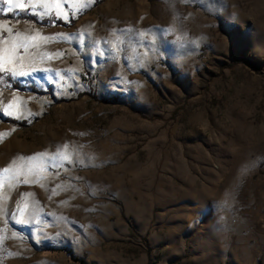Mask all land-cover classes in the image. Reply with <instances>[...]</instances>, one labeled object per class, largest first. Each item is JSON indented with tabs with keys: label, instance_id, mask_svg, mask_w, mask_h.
Segmentation results:
<instances>
[{
	"label": "rangeland",
	"instance_id": "obj_1",
	"mask_svg": "<svg viewBox=\"0 0 264 264\" xmlns=\"http://www.w3.org/2000/svg\"><path fill=\"white\" fill-rule=\"evenodd\" d=\"M46 7L0 11L52 70L0 72V264H264V0Z\"/></svg>",
	"mask_w": 264,
	"mask_h": 264
},
{
	"label": "snow or ice",
	"instance_id": "obj_2",
	"mask_svg": "<svg viewBox=\"0 0 264 264\" xmlns=\"http://www.w3.org/2000/svg\"><path fill=\"white\" fill-rule=\"evenodd\" d=\"M2 3L8 5L6 9H0V11L5 13L14 12L17 9L24 10L28 6L33 8L37 6L45 7V11H47L46 5L48 4V0H2ZM5 30L10 34V37L6 40H0V44L4 45L3 47H0V72L10 73L11 77L14 79L17 77L30 76L32 73L37 71H52L48 68L41 69L37 67L34 60L35 54L29 52V48L37 47L35 43H30V41L39 39L40 37L38 33L35 36L29 37L27 35L21 34L20 32H15L12 34L13 30L11 28H5ZM42 39L47 41L52 39V37H43ZM25 68H30L31 71H25ZM45 155L46 154L44 153H40L37 156L24 158L26 161H28V163L17 164V162L14 160L12 165H10L9 168H5L3 171L9 172L10 170H13V176L9 177L10 182L20 176L25 177L23 181L25 184L37 182L40 179L39 173L45 167V165L42 163ZM65 158L67 159L68 157ZM38 159L41 161L40 166H35L31 163L32 161H37ZM29 176H35L37 181H30L28 179ZM28 195L31 194L29 193ZM20 211L21 219L17 220L16 223L25 222L23 219L24 209H21Z\"/></svg>",
	"mask_w": 264,
	"mask_h": 264
}]
</instances>
